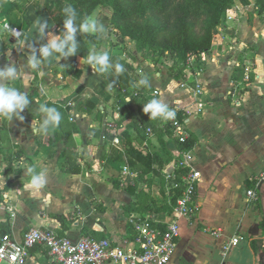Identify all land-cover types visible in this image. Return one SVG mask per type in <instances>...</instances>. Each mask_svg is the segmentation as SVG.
I'll use <instances>...</instances> for the list:
<instances>
[{"label": "crops", "instance_id": "0c3cea01", "mask_svg": "<svg viewBox=\"0 0 264 264\" xmlns=\"http://www.w3.org/2000/svg\"><path fill=\"white\" fill-rule=\"evenodd\" d=\"M38 7L35 0H0V70L13 67L17 73L15 79L0 83L17 88L30 101L20 111L23 120L0 115V236L9 232L20 238L28 227L35 226L74 240L91 235L133 247L134 231L128 218L133 213H147L135 211L140 206L138 185L157 175L150 171L143 176L130 167L137 175L127 182L130 187L122 183L123 166L129 163L122 140L118 147L113 144L116 128L110 125L118 126L120 138L124 130L129 133L134 146L148 143L155 150L160 139L153 127H161L163 121L158 125L159 118L149 119L143 111L144 97L148 102L159 99L169 108L179 103L197 109L192 90H164L172 77L164 69L154 72L145 63L141 65L150 86L138 90L140 103L130 99L124 104L126 89L114 86L122 74L115 72V60L123 66L130 63L123 51L101 45L95 50L109 53L113 66L103 73L87 64L89 55L72 61L58 57L53 49L48 57L43 56L41 49L54 38L57 42L63 39L64 33L57 34L55 30L61 29L53 16L45 7ZM4 24L22 34L13 36L3 29ZM232 25V39L216 41L204 64L200 80L207 89L202 96L205 110L186 119L194 166L202 174L197 192L200 208L193 222L179 220L180 237L169 264H264V184L256 188L257 200L247 198L264 168V20L255 12H246ZM33 57L40 61L35 69L29 63ZM238 63L243 66L241 72ZM60 65L66 75L55 68ZM132 79L129 89H139L142 78L135 74ZM187 81L193 87L196 79L190 76ZM154 90L160 91L158 97ZM41 105L55 108L61 115L59 124L50 126L47 133L33 131V125L46 116ZM135 123L144 124L140 128L143 135L146 127H152L153 133L141 142ZM162 139L169 151L163 164L168 170L179 145L168 133ZM77 155L78 170L69 164ZM33 166L37 172L44 171L47 180L39 198L28 187L31 177L27 169ZM108 168L115 174L114 185L107 178ZM162 191L164 201L168 200L163 182ZM158 215L163 221L170 220L166 212ZM235 235L241 236L239 243L223 255L225 242ZM27 264L57 263L45 247L37 246Z\"/></svg>", "mask_w": 264, "mask_h": 264}, {"label": "built area", "instance_id": "2783aa9c", "mask_svg": "<svg viewBox=\"0 0 264 264\" xmlns=\"http://www.w3.org/2000/svg\"><path fill=\"white\" fill-rule=\"evenodd\" d=\"M234 17L233 14H228L229 20ZM210 55V51L189 54L186 68L176 73L181 80L180 86L192 90L191 93L195 98L194 105L197 109L176 103L169 108L175 112L174 118L164 121L161 125L164 130L169 126L172 136L179 145L172 167L168 170L163 169L168 197L171 191H180L172 212L168 213L169 221L161 220L158 213L131 214L128 222L134 231L136 245L133 247L120 243L115 244L109 238H96L91 235L74 240L53 229L35 226L28 227L20 238L7 232L0 236V264H27L31 250L37 246L45 247L57 264H169L180 237L179 220L186 218L193 222L200 208L197 192L202 174L194 166L193 148L186 147V143L191 137L186 119L205 110L206 102L202 96L207 89L200 77L205 72L204 64ZM249 71L250 69L247 68V76ZM190 76H194L196 79L193 87H190L187 81ZM139 95L140 92L136 90L129 97L132 99V97H139ZM158 95H160V91L154 90V96ZM178 114L182 116L179 117ZM114 127L116 129L113 130L112 142L118 147L121 144V138L117 134L119 133L118 126L116 124L110 125L111 129ZM152 133V127L145 128V137H149ZM121 173L120 180L122 183L129 182L137 175V172L133 171L129 165H124ZM255 179V186L247 191L249 201L258 199L256 188L264 184V168ZM240 239L241 236L235 235L226 241L222 254L226 255L232 247L239 243Z\"/></svg>", "mask_w": 264, "mask_h": 264}, {"label": "rangeland", "instance_id": "374dc122", "mask_svg": "<svg viewBox=\"0 0 264 264\" xmlns=\"http://www.w3.org/2000/svg\"><path fill=\"white\" fill-rule=\"evenodd\" d=\"M219 1L226 6L221 13L209 6L207 0H115L114 7L99 4L90 16L96 17L103 24L104 30L94 33L99 41L89 40L87 44L91 51L97 50L100 45L121 49L124 57L130 61L125 63L132 69V76L138 74L144 78L146 72L141 64L149 63L150 69L154 72L164 69L172 77L164 90H186V87L177 83L180 78L174 75L186 62L183 55L185 51L188 54L200 47L209 46V51L212 53L216 41L232 39L234 35L232 23L239 19L241 13L255 12L264 20V0ZM35 2L36 6L39 5V9H43L50 0H35ZM97 2L101 0H62L64 6L71 4L92 6ZM228 14H233L235 17L229 20ZM55 31L57 34L64 33L63 39H60L58 43L66 39L67 34L64 31L58 29ZM40 33L41 30H38L37 35ZM115 62L123 63L119 59ZM242 67L238 63L237 70H243ZM55 68L66 75L64 65ZM142 86L141 84L137 90H146ZM134 91L136 90L126 88V96L124 101H121L124 104L128 103L125 99L132 96ZM132 99L139 103L141 100L138 97H132ZM146 103L148 102L144 101L143 105ZM135 112H137L136 107ZM69 164L77 170L81 168L78 155L76 160L70 161ZM107 173L111 183L116 184L113 170L108 168ZM138 188L140 190L137 201L140 204L139 208L144 209L143 211L154 209L164 202L166 195L162 191L160 175L144 178Z\"/></svg>", "mask_w": 264, "mask_h": 264}, {"label": "trees", "instance_id": "16d2710c", "mask_svg": "<svg viewBox=\"0 0 264 264\" xmlns=\"http://www.w3.org/2000/svg\"><path fill=\"white\" fill-rule=\"evenodd\" d=\"M207 3L209 6L213 7L216 9L218 12H223L226 9V6L224 3L220 2L219 0H207ZM99 4H106L108 6L114 7L115 0H101V2H97V4L92 5V6H86L85 4H71L70 6H64L62 4V0H50V2H47L45 5V8L50 12V14L53 16V19L58 27L62 31L65 32V34L68 35L67 29L65 27V21L70 18L73 14L76 16V19L73 20V27L76 28V31L72 34L73 39L72 41H69L67 44H65L64 51L67 52L68 48L72 46V44H75V52L73 54L67 55L68 58H70L72 61L77 56H82L86 57L89 55L91 49L89 48L87 41H99V38L95 34H90V33H85L82 32L81 29L79 28V25L91 15V13L95 10L96 6ZM57 7V8H56ZM66 8L72 9V11H65ZM57 9V10H56ZM65 40V39H64ZM55 51V50H54ZM202 51H208L209 52V46H204L200 47L197 50L193 51L192 53H188L185 51L183 53L184 58L186 60L185 64L181 67L178 68L177 71L183 70L187 66V59L189 54L193 53H199ZM56 52V51H55ZM58 57H63L61 56L58 52H56ZM187 54V55H186ZM124 67L126 69L125 72H123L119 79L114 82V85L120 86L121 88H130L133 83L132 75H131V70L129 67V64H126L124 62ZM79 72V71H77ZM76 72V73H77ZM80 73V72H79ZM177 72L174 73L176 75ZM82 90V87L79 88ZM129 92L131 90H128ZM126 95L123 94L122 96V101H124V97ZM144 100L148 102V98L144 97ZM88 105L94 106L93 103L88 102ZM62 111V109H61ZM179 117H181V114H178ZM164 122L165 120L162 118H159V123ZM144 124L140 123H135V127L139 129V138H141V142L144 141L145 136L142 134V127ZM149 126V125H145ZM141 128V129H140ZM154 128V133L159 136V142H160V147H158L155 150H151L149 148L148 143L147 146H134L133 144V139L129 133L124 132L121 133V140H122V145L124 147L125 153L127 155L128 163L130 167L135 170L141 172V174L144 176L150 171L154 173V175H160L161 181L163 184L165 183V179L163 176V164L164 160L167 156H169V151L168 148L165 145V141H163L162 138H164V135L168 133L169 135H172V131L170 130L169 126L166 127L164 130L162 127L158 126V128ZM163 145H165L163 147ZM192 142H191V137L188 143H186V147L191 148L192 147ZM77 170V169H76ZM127 186L131 185L130 183L126 184ZM130 187V186H129ZM133 190V189H132ZM180 195V191L175 190L171 191L168 200H165L161 206H157L154 209H148L143 211L144 209H140L138 206L137 212H147V213H159V212H166V213H171L175 204L176 200ZM5 233V232H4ZM3 233V234H4Z\"/></svg>", "mask_w": 264, "mask_h": 264}, {"label": "clouds", "instance_id": "9594fccd", "mask_svg": "<svg viewBox=\"0 0 264 264\" xmlns=\"http://www.w3.org/2000/svg\"><path fill=\"white\" fill-rule=\"evenodd\" d=\"M65 11H72L70 8H66ZM76 19V16L73 14L69 19L65 21V27L67 29V37L65 40L57 42V39L54 38L47 46L41 49L43 56L48 57L50 54V50H55L61 56H67L69 54H73L75 52V44H72L71 47L68 48V51L65 52V44L73 39V33L76 31V28L73 27V20ZM38 21L35 22V24ZM33 25V27L35 26ZM79 28L82 32L94 34L99 31L104 30L103 24L94 16L87 17L80 25ZM4 30H8L12 33L13 36L19 37L22 33L20 30H16L15 28H10V25L4 24ZM31 64V68L35 69L40 64L39 60H36L34 57L29 61ZM87 64H91L94 69L98 72L103 73L109 67H112V63L110 61V56L107 51L104 52H95L90 51L89 56L87 58ZM125 68L122 64H115V72L123 73ZM17 73L13 67H7L5 70H0V80L7 81L9 79H15ZM140 84L149 85V81L147 78H142L140 80ZM111 86V85H110ZM131 97H129L125 102H127ZM30 104L28 96L19 91L15 87H9L6 83H0V115L6 116L9 120H11L14 116L23 120V117L20 116V111H22L25 107ZM40 111L46 113L43 122L40 124L33 125V131L40 133H47L51 128L57 126L61 120V115L55 108H49L45 105H41ZM143 111L149 114V119H157L162 118L165 121L168 119H172L175 116V112L171 111L168 105L156 98H152L148 103L144 104ZM27 173L30 175V180L28 187L33 189V193L37 198L40 196V189L44 187L46 184V175L44 171H36V168L29 167L27 169Z\"/></svg>", "mask_w": 264, "mask_h": 264}]
</instances>
